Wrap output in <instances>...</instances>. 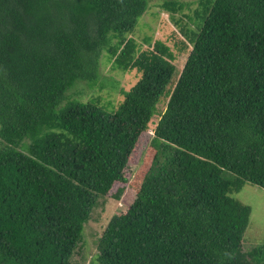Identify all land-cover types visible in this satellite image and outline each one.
Returning a JSON list of instances; mask_svg holds the SVG:
<instances>
[{"label": "trees", "instance_id": "1", "mask_svg": "<svg viewBox=\"0 0 264 264\" xmlns=\"http://www.w3.org/2000/svg\"><path fill=\"white\" fill-rule=\"evenodd\" d=\"M198 4L169 91L175 68L129 36L148 0H0V264H75L157 112L151 167L88 264H264V242L242 247L251 208L232 197L244 182L264 189V0ZM104 53L140 73L113 110L70 92L103 85Z\"/></svg>", "mask_w": 264, "mask_h": 264}, {"label": "rangeland", "instance_id": "2", "mask_svg": "<svg viewBox=\"0 0 264 264\" xmlns=\"http://www.w3.org/2000/svg\"><path fill=\"white\" fill-rule=\"evenodd\" d=\"M164 0H148L146 12L139 18L130 37L136 41L139 50H154L163 59L174 67L172 77L165 88L172 89L181 68L188 56L202 19L193 15L194 10H200L198 0H178L175 12L162 7ZM177 1V0H176ZM191 18V20H190ZM100 74L102 86L99 84L88 87L78 82L70 92H77L75 97L82 101L99 98V103L108 110H113L123 97L119 89H129L137 80L140 73L135 69L119 70L112 66L111 60L104 53L101 58ZM168 95L160 96L159 110H163ZM159 117L158 112L147 123V127L140 136L137 145L132 151L129 179L124 185L116 183L108 195L99 197V205L93 208L89 220L84 224L82 241L72 255L75 264H88L97 253V241L104 230L109 218L118 212H123L132 202L138 182L142 179L152 164V154L158 142L153 136V128ZM124 186L120 199L113 196L116 188ZM232 197L247 204L251 208L249 223L242 239L243 249L264 242V189L244 182L241 189L232 194Z\"/></svg>", "mask_w": 264, "mask_h": 264}]
</instances>
